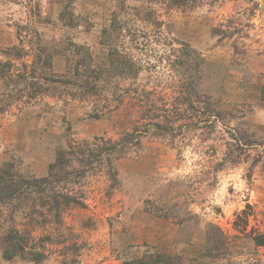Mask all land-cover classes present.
Segmentation results:
<instances>
[{
  "label": "rangeland",
  "instance_id": "1",
  "mask_svg": "<svg viewBox=\"0 0 264 264\" xmlns=\"http://www.w3.org/2000/svg\"><path fill=\"white\" fill-rule=\"evenodd\" d=\"M6 170L0 264H264V0H0Z\"/></svg>",
  "mask_w": 264,
  "mask_h": 264
},
{
  "label": "trees",
  "instance_id": "2",
  "mask_svg": "<svg viewBox=\"0 0 264 264\" xmlns=\"http://www.w3.org/2000/svg\"><path fill=\"white\" fill-rule=\"evenodd\" d=\"M174 2L176 4H179L180 2H182V0H174ZM113 57V56H112ZM110 57V58H112ZM149 125H151L150 122H146L145 126L149 127ZM146 131V130H144ZM142 131V132H144ZM139 134H141V131H139V129H137L136 127H134L131 131L129 132H125L118 141H112V140H102L100 142H94L92 145H95V147L97 148V154L94 153H90V155H93L94 157H97L98 155L102 154V153H114V157H120L122 155H124L126 153V151L128 149L131 148V146H136L137 144H139ZM85 145L83 146H88V143H85ZM70 152V151H69ZM91 152V151H90ZM98 159V158H96ZM56 163V162H55ZM54 167V165H52L50 168L52 169ZM50 174V173H49ZM13 179V176L11 175V173L9 172V170L6 171H2L0 172V196H4V197H0V202H3L4 198L7 199L9 196V193H14V192H18L19 190L17 189L16 185L11 183ZM35 182V183H34ZM26 185L28 187L30 186H36V181H32V182H27ZM6 195V196H5ZM9 195V196H8ZM17 239H20L19 237ZM23 238L21 239V241L23 242ZM254 241L256 242V244L258 245H264V234H259L257 236H255ZM17 243V244H16ZM14 244H11L10 249H4L3 250V256L9 258L12 257L17 251L21 250V248L24 247V244L16 242Z\"/></svg>",
  "mask_w": 264,
  "mask_h": 264
}]
</instances>
